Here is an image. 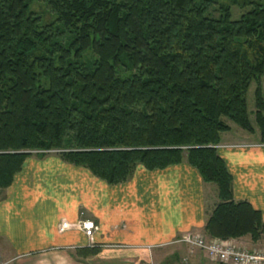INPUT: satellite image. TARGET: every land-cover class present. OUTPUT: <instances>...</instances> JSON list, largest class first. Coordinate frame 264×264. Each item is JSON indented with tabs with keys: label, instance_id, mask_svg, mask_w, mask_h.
Masks as SVG:
<instances>
[{
	"label": "trees",
	"instance_id": "1",
	"mask_svg": "<svg viewBox=\"0 0 264 264\" xmlns=\"http://www.w3.org/2000/svg\"><path fill=\"white\" fill-rule=\"evenodd\" d=\"M36 2L49 7L51 24L33 12ZM236 6L250 11L233 20ZM263 76L262 3L0 0V191L35 152H58L110 186L126 183L138 166L181 165L186 153L203 181L218 187L208 237L257 243L262 215L234 202L217 148L231 123L254 134L247 96ZM255 108L264 144L260 86Z\"/></svg>",
	"mask_w": 264,
	"mask_h": 264
},
{
	"label": "crops",
	"instance_id": "2",
	"mask_svg": "<svg viewBox=\"0 0 264 264\" xmlns=\"http://www.w3.org/2000/svg\"><path fill=\"white\" fill-rule=\"evenodd\" d=\"M218 154L233 177L235 203L248 202L264 223V145L222 134ZM220 204L187 158L110 186L59 156L29 158L13 185L0 191V264H219L182 239H210L205 227ZM95 224L92 239L82 224ZM256 251L250 236L227 240ZM98 254L80 258L79 250Z\"/></svg>",
	"mask_w": 264,
	"mask_h": 264
},
{
	"label": "built area",
	"instance_id": "3",
	"mask_svg": "<svg viewBox=\"0 0 264 264\" xmlns=\"http://www.w3.org/2000/svg\"><path fill=\"white\" fill-rule=\"evenodd\" d=\"M58 154L55 151L35 152L33 155L49 156ZM85 238L92 239L95 232V224L86 221L82 224ZM182 242L188 246L204 251L211 262L219 264H264V251L249 252L239 248L227 240L206 239L202 236L186 235Z\"/></svg>",
	"mask_w": 264,
	"mask_h": 264
},
{
	"label": "rangeland",
	"instance_id": "4",
	"mask_svg": "<svg viewBox=\"0 0 264 264\" xmlns=\"http://www.w3.org/2000/svg\"><path fill=\"white\" fill-rule=\"evenodd\" d=\"M250 1L264 4V0H250ZM226 3H227V1H226ZM32 10L36 15H39L42 17L44 24H51L54 21V15L51 13V11L47 5L36 2L33 5ZM249 11H250V8L243 9L241 7H238V6L232 7L231 8L232 18H233V20H239L243 14H245ZM211 15L215 18H218V16H219L218 14H215V13H212ZM92 59H93L92 54H87L84 57V60L86 63L91 62ZM258 86H260L262 88V92L264 95V76L261 78L260 83L255 82L251 85L249 92H248V96H247V104H248V110L250 113V121H251L253 128L255 129L254 134H250V133L242 130L241 128H239L237 125L232 124V123L231 124L229 123L231 126V130L228 133H230V136L236 137V139H239L242 137L243 139H247V140H250L252 142H258V143L262 144L260 130L257 127V124L255 122V116H254V113L256 111V108H255V91L258 88ZM49 156H58V155L57 154H50ZM186 156H187V154L184 153L185 158H186ZM260 250L264 251V245H261L260 247H258V249L256 251H260ZM248 251L254 252L252 249H250Z\"/></svg>",
	"mask_w": 264,
	"mask_h": 264
}]
</instances>
